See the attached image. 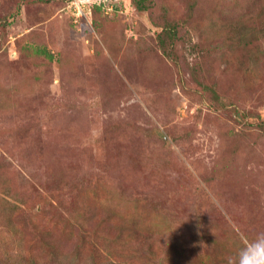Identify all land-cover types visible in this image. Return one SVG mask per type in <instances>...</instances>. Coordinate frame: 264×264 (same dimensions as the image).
Listing matches in <instances>:
<instances>
[{"label":"rangeland","instance_id":"obj_1","mask_svg":"<svg viewBox=\"0 0 264 264\" xmlns=\"http://www.w3.org/2000/svg\"><path fill=\"white\" fill-rule=\"evenodd\" d=\"M77 1L0 0V264H219L264 232V0Z\"/></svg>","mask_w":264,"mask_h":264},{"label":"trees","instance_id":"obj_2","mask_svg":"<svg viewBox=\"0 0 264 264\" xmlns=\"http://www.w3.org/2000/svg\"><path fill=\"white\" fill-rule=\"evenodd\" d=\"M135 3V6L137 7L138 10L140 11H148L151 9V7L153 6V1L152 0H133ZM195 2H191L189 4V9L190 11L193 10L195 8ZM96 8H100L101 6H95ZM180 23L178 21H174V20H169L166 19L163 22L162 25V30L158 33V42L159 45L163 51V53L169 57L172 58V60H176L177 59V46H178V41H179V28H180ZM36 51L39 52L40 54L46 55L48 58L53 59L54 56L53 54L47 50L45 47H38L36 48ZM213 94L214 97L217 99V101H219L220 103H226L224 100V102L222 101V97H220L219 93L211 88L210 89ZM259 126L264 129V122H260ZM237 246V243H236ZM242 247H240L236 252H234L233 254L229 255L230 252H232V249H230L229 247H225V251L223 252V254L218 253L219 255L217 257H220L221 255L223 256V260H220L221 263L223 264H227V258L228 257H236L239 250ZM177 249H180V247L177 246ZM235 250V249H234ZM181 252H183L181 250ZM13 254H9V252L5 255V257L8 259H10L12 257ZM225 257V258H224ZM219 262V264H221Z\"/></svg>","mask_w":264,"mask_h":264},{"label":"clouds","instance_id":"obj_3","mask_svg":"<svg viewBox=\"0 0 264 264\" xmlns=\"http://www.w3.org/2000/svg\"><path fill=\"white\" fill-rule=\"evenodd\" d=\"M243 243L236 257L227 258V264H264V232L251 240L245 237Z\"/></svg>","mask_w":264,"mask_h":264},{"label":"built area","instance_id":"obj_4","mask_svg":"<svg viewBox=\"0 0 264 264\" xmlns=\"http://www.w3.org/2000/svg\"><path fill=\"white\" fill-rule=\"evenodd\" d=\"M74 2H75L74 4H75L76 6H79V3H80V2H78L77 0H74ZM79 8H80V6H79Z\"/></svg>","mask_w":264,"mask_h":264}]
</instances>
